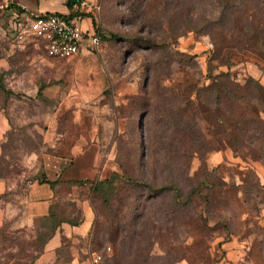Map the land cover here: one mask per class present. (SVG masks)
Segmentation results:
<instances>
[{"label":"rangeland","instance_id":"rangeland-1","mask_svg":"<svg viewBox=\"0 0 264 264\" xmlns=\"http://www.w3.org/2000/svg\"><path fill=\"white\" fill-rule=\"evenodd\" d=\"M90 5L102 42L70 58L15 39L0 7V264H33L63 221L81 222L79 200L91 224L54 264L107 245L103 264H264V0ZM52 122L90 152L88 171L17 226Z\"/></svg>","mask_w":264,"mask_h":264},{"label":"crops","instance_id":"crops-1","mask_svg":"<svg viewBox=\"0 0 264 264\" xmlns=\"http://www.w3.org/2000/svg\"><path fill=\"white\" fill-rule=\"evenodd\" d=\"M70 0H15L5 8L8 14L18 16L19 22H26L30 17L37 14H48L55 12L61 15H73L77 12H84L81 21L85 28L94 24L91 15V5L94 0H80V3L70 6ZM77 1V0H76ZM75 1V2H76ZM88 2H91L88 4ZM88 6V7H87ZM17 25V23H15ZM90 51V50H87ZM84 52V50L82 51ZM81 53V52H80ZM52 127L48 130L47 146L48 150L44 153L43 172L44 180L31 181L25 190L20 192L16 203V213L12 220L17 226H30L37 216L48 215L51 207L57 201V183L60 178H76L79 172L88 171V167L83 166L84 160L87 161L90 152L84 153L80 140L60 138L62 133L56 132L55 122L49 123ZM96 156V155H95ZM81 222L71 224L63 221L61 225L51 234L35 257L33 264H54L58 262L59 250L62 248L63 237L72 238L84 235L88 230L94 210L88 200L80 201ZM4 211L0 210V226L3 223ZM89 263V262H88ZM90 264V263H89Z\"/></svg>","mask_w":264,"mask_h":264},{"label":"built area","instance_id":"built-area-1","mask_svg":"<svg viewBox=\"0 0 264 264\" xmlns=\"http://www.w3.org/2000/svg\"><path fill=\"white\" fill-rule=\"evenodd\" d=\"M15 0H2L0 7H6ZM83 3V1H80ZM78 0L74 2V6ZM81 12L73 15H61L55 12L37 14L26 22H18L14 38L17 40L41 41L47 55L56 58L74 57L83 50L97 51L101 44L99 29L91 25L85 28L81 21ZM110 246L104 251H92L89 255L90 264H103L109 255Z\"/></svg>","mask_w":264,"mask_h":264},{"label":"trees","instance_id":"trees-1","mask_svg":"<svg viewBox=\"0 0 264 264\" xmlns=\"http://www.w3.org/2000/svg\"><path fill=\"white\" fill-rule=\"evenodd\" d=\"M76 0H70L69 1V4H70V6L72 5V3H74ZM81 14L82 15H84L85 13L84 12H81ZM94 24H95V26L99 29V31H100V35H101V41H102V37L104 36V34H103V32L100 30V28H99V26L95 23V21H94ZM113 36H115L114 34H113ZM44 180V179H43ZM103 182H108V180H106V179H102V181L101 180H99V181H97L96 183H95V185H94V189L95 190H99L100 189V184H102Z\"/></svg>","mask_w":264,"mask_h":264}]
</instances>
